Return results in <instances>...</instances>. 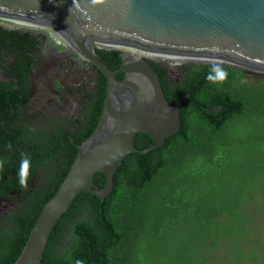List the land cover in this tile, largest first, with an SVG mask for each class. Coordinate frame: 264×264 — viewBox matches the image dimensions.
<instances>
[{
	"label": "trees",
	"instance_id": "16d2710c",
	"mask_svg": "<svg viewBox=\"0 0 264 264\" xmlns=\"http://www.w3.org/2000/svg\"><path fill=\"white\" fill-rule=\"evenodd\" d=\"M95 52L109 69L120 67L119 51ZM150 64L170 104L190 95L181 108V130L160 149L125 157L103 202L81 193L53 228L40 264H264V232L248 228L257 224L245 207L250 192L264 186V77L249 81L243 71L222 66L228 78L213 85L206 80L212 64L189 65L180 82L171 84L167 69ZM98 73V91L91 93L74 132L59 137L53 154L42 156L35 149L28 155L42 163L56 159L58 167H49L39 205L0 236V264L16 261L40 211L68 173L76 145L94 131L106 86ZM212 106L224 109L214 115L207 111ZM151 143L143 134L134 138L139 150ZM20 159L21 154L12 164L19 168ZM104 180L100 173L94 177L100 188Z\"/></svg>",
	"mask_w": 264,
	"mask_h": 264
},
{
	"label": "water",
	"instance_id": "95a60500",
	"mask_svg": "<svg viewBox=\"0 0 264 264\" xmlns=\"http://www.w3.org/2000/svg\"><path fill=\"white\" fill-rule=\"evenodd\" d=\"M0 20L48 29L106 78L95 129L76 145L68 173L13 264H40L53 228L81 193L103 202L125 157L160 149L181 130V108L190 95L170 104L150 64L161 67L164 61L148 54L190 58L197 65L219 63L247 78L264 77V0H0ZM95 46L120 51V67L109 69ZM213 47L220 51H211ZM223 109L207 111L218 115ZM137 134L149 136L152 143L137 149ZM98 173L105 178L102 188L94 183Z\"/></svg>",
	"mask_w": 264,
	"mask_h": 264
},
{
	"label": "flooded vegetation",
	"instance_id": "af4514ba",
	"mask_svg": "<svg viewBox=\"0 0 264 264\" xmlns=\"http://www.w3.org/2000/svg\"><path fill=\"white\" fill-rule=\"evenodd\" d=\"M160 58L165 61L161 68L168 67L169 82L179 83L186 69L181 68V76L174 74L167 61L181 59ZM98 72L48 29L0 20V160L5 162L0 170V236L12 232L26 211L39 205L38 196L50 179L49 167L54 164L55 169L59 163L52 158L47 163L38 157L30 159L28 186L21 188L12 172L18 165L12 162L18 163L17 156L22 152L33 155L35 149L42 156L53 154L59 137H69L75 123L84 119L91 93L98 91ZM75 98L80 107L77 117Z\"/></svg>",
	"mask_w": 264,
	"mask_h": 264
},
{
	"label": "rangeland",
	"instance_id": "374dc122",
	"mask_svg": "<svg viewBox=\"0 0 264 264\" xmlns=\"http://www.w3.org/2000/svg\"><path fill=\"white\" fill-rule=\"evenodd\" d=\"M163 57L167 58L166 56H163ZM157 60L159 61V60H162V59L158 58ZM167 63H169L171 66H173L172 68H174L173 69L174 74H178L179 76H181V68H186L189 65H197L194 61H188V60L181 61V62H175V63L167 61ZM163 67L168 70L167 66H163ZM170 77L171 76L169 75L168 78L170 79ZM259 78H262V77L250 76L247 79L249 81H251L253 79H259ZM74 108H75V117H77V115L79 114L77 112H80V107L78 106V99L77 98H75ZM246 127H247V125H246ZM246 127L245 126L241 127L240 130H244ZM240 130L237 129V132L239 133ZM234 157H235L236 160L239 158L238 155H235ZM224 159H228V158H224ZM225 164H227V163H225ZM232 171H233V168L231 167L230 169H228L227 172H228V174H231ZM226 176L224 177L225 179H226ZM221 182H223V181H221ZM261 182L262 183L264 182V173H262V176H261V179H260V183ZM255 189L256 188H254L253 191L250 192V198L246 202L245 207H246L247 216L251 220H253L254 224L255 223L257 224L255 226V225H252L251 222H250L249 225H248L249 226L248 228H250L252 226L253 229L255 230V233H256V232H262V231L264 232V186H262V187L260 186V188H258L256 190ZM262 246L263 245L260 244V247H262Z\"/></svg>",
	"mask_w": 264,
	"mask_h": 264
},
{
	"label": "clouds",
	"instance_id": "9594fccd",
	"mask_svg": "<svg viewBox=\"0 0 264 264\" xmlns=\"http://www.w3.org/2000/svg\"><path fill=\"white\" fill-rule=\"evenodd\" d=\"M91 2L93 4H97V3H101L102 0H91ZM210 50L213 52L220 51L218 47H213ZM227 78H228V72L219 63L212 64L209 69V72L206 75V80L213 85L223 83L227 80ZM8 147L9 149H11L12 145L9 144ZM4 163L5 162L3 160H0V170H3ZM30 166H31L30 158L28 157L27 153L22 152L20 163H19V168H18V181H19V186L21 188H26L28 186ZM76 264H83V261L78 260Z\"/></svg>",
	"mask_w": 264,
	"mask_h": 264
},
{
	"label": "bare ground",
	"instance_id": "6f19581e",
	"mask_svg": "<svg viewBox=\"0 0 264 264\" xmlns=\"http://www.w3.org/2000/svg\"><path fill=\"white\" fill-rule=\"evenodd\" d=\"M150 57H152V58H155V59H158V58H160V57H162L163 58V56H165V55H153V54H148ZM167 57V59L169 58V57H176V56H166ZM177 59H181V61H185V60H188V61H193V59H190V58H184V57H177Z\"/></svg>",
	"mask_w": 264,
	"mask_h": 264
},
{
	"label": "built area",
	"instance_id": "2783aa9c",
	"mask_svg": "<svg viewBox=\"0 0 264 264\" xmlns=\"http://www.w3.org/2000/svg\"><path fill=\"white\" fill-rule=\"evenodd\" d=\"M56 37H57V35H56Z\"/></svg>",
	"mask_w": 264,
	"mask_h": 264
}]
</instances>
